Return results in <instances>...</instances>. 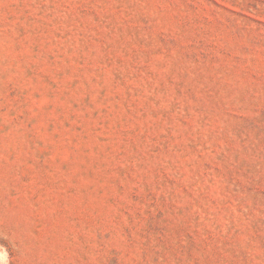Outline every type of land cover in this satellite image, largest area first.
Returning <instances> with one entry per match:
<instances>
[{
  "label": "rangeland",
  "instance_id": "374dc122",
  "mask_svg": "<svg viewBox=\"0 0 264 264\" xmlns=\"http://www.w3.org/2000/svg\"><path fill=\"white\" fill-rule=\"evenodd\" d=\"M0 264H264V0H0Z\"/></svg>",
  "mask_w": 264,
  "mask_h": 264
}]
</instances>
